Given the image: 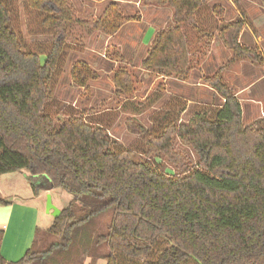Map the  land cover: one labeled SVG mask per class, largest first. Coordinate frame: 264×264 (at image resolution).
Returning <instances> with one entry per match:
<instances>
[{"label": "trees", "instance_id": "16d2710c", "mask_svg": "<svg viewBox=\"0 0 264 264\" xmlns=\"http://www.w3.org/2000/svg\"><path fill=\"white\" fill-rule=\"evenodd\" d=\"M118 1L110 0L94 22H81L67 0H26L52 31L50 48L42 54L24 48L0 0V176L43 175L50 189L72 197L51 227L37 232L22 258L6 262L0 254V264H79L86 255L96 259L93 249L104 247L99 257L106 264H264V127L243 125L242 107L220 73L204 79L223 100L211 114L195 113L186 123L171 121L148 131L128 123L131 133L145 136L144 160L133 150H117L106 128L85 122L81 113L45 111L47 85L67 47L66 25L113 36L130 21ZM151 1L172 8L174 24L156 34L141 68L186 81L190 59L183 28L195 27L203 2ZM243 27L236 20L217 31L232 53L230 62L264 65L256 50L238 43ZM95 78L84 63L71 71L80 89ZM113 83L117 93L133 91L125 70L115 72ZM178 144L194 159L177 151ZM160 157L171 164L173 177L152 166ZM108 211L105 231L92 234L90 245L78 246L79 232ZM41 234L46 249L38 243ZM2 239L0 230V246Z\"/></svg>", "mask_w": 264, "mask_h": 264}, {"label": "rangeland", "instance_id": "374dc122", "mask_svg": "<svg viewBox=\"0 0 264 264\" xmlns=\"http://www.w3.org/2000/svg\"><path fill=\"white\" fill-rule=\"evenodd\" d=\"M67 1L76 19L81 22H94L100 14L102 5L99 7L90 5L89 7L88 5L85 6L82 0ZM3 2L10 10L11 25L19 35L24 48L32 52L46 54L52 42V31L42 26L44 15L29 8L26 0H3ZM202 2L201 12L195 21V28L187 25L185 30L186 34H189L190 49L194 46L196 51L195 58L198 57L199 59L201 52L207 54L208 51L205 50L207 41L204 40L205 37H202V34L210 36L215 41L214 49L208 51V61L201 68L204 77L197 79L198 83L205 85L206 88H192L188 85H182L181 88L177 89L169 81L160 78V74L141 68L142 60L146 57L148 50L146 45L150 43L151 46L159 31L174 24L173 19L167 20L166 24L164 21L158 22V20L152 23L151 17L147 16V13L143 14L141 8L146 5V1L141 0L140 9L136 10L133 7L124 13L130 17L141 16L142 19L140 18L141 20L136 25L125 23L114 39L107 43H105L104 36L96 33L98 31H91L82 24L66 25L68 31L67 47L61 57L57 71L47 85L50 99L45 105V111L52 116L81 113L85 122L106 128L108 135L115 142L117 150L120 148L133 150L138 159L144 160L146 158L143 153L145 136L131 133L128 128L140 126L148 131L153 128H160L171 121L186 123L195 113L211 114L220 108L223 100L215 91L212 92L207 89L208 86L204 79L220 73L223 82L232 90L234 95L239 87H247L253 83L251 88H248L247 93L239 96V103L243 112V125L251 126L258 123L264 127V79L259 83L255 82L259 77L264 76V65H255L246 59H239L241 61L238 65L237 63L233 64L238 60L230 62L232 53H228V49L219 40L217 32L218 29L236 21L238 17L235 8L238 11L242 7V11L245 9V12H248L249 10L251 19H247L246 23L254 34H257L258 30L264 31V18L254 12L255 5L251 4V1L245 5L243 1L231 0L234 6L231 5L230 0H202ZM216 6L220 7V14L212 13ZM94 7L97 8V13H94ZM168 16L169 13L167 12L164 19ZM153 18H157V15L153 14ZM131 30L140 35V39H144L145 47L130 46L128 33ZM245 33L247 36L249 35L247 30ZM130 39L133 40L134 38ZM262 48L264 50V46ZM78 62L86 64L90 71L96 75L95 79H90L87 82L84 89L75 86L71 79V71ZM221 67L224 68L221 69ZM118 70H125L130 75L133 88L130 95L116 92L113 76ZM183 98L192 102L187 103ZM129 122L133 126L129 127ZM176 150L194 159L187 146L178 144ZM151 163L158 172L173 177V168L164 158H156L151 160ZM52 194L64 205H68L72 201V197L60 189H53ZM110 218L111 212L108 211L98 218L97 224L81 230L77 245L80 247L90 245L92 234H94L92 238L95 234H102ZM38 243L42 249L48 248L42 234L39 235ZM93 250L96 259L88 258L86 255L80 258L79 262L81 264H106L104 259L99 257V254L102 255L107 251L106 247Z\"/></svg>", "mask_w": 264, "mask_h": 264}, {"label": "crops", "instance_id": "0c3cea01", "mask_svg": "<svg viewBox=\"0 0 264 264\" xmlns=\"http://www.w3.org/2000/svg\"><path fill=\"white\" fill-rule=\"evenodd\" d=\"M82 1L84 2L83 4L85 6L88 5L89 7L90 5L96 6V7H99V5H102L100 8V14L98 15L99 17L103 13L104 8L106 7V5L108 4L110 0H82ZM145 1H146V5L142 7L141 9L143 10V14L147 13V16L151 17L152 23L155 20H158V22L164 21L166 24L167 20L168 21L172 20L173 12H174L172 8L166 5H158L152 2L151 0H145ZM237 1L238 2L243 1L244 2L243 4L245 5L248 4V1L249 2L251 1L250 3L255 5L254 12H256V14L257 13L260 14L264 18V8L262 7L259 0H242V1L237 0ZM118 2L120 4V11H121L122 16L130 20L126 24L136 25L138 21L142 19L141 16L130 17L129 15L126 16L125 15L126 13H124V12H127V9L131 10L133 7L136 10L140 9L141 0H120ZM230 3L231 5H233L231 0H230ZM96 7L93 8L94 13H97ZM214 8H219V10L217 9L218 10L217 14L221 13V9L219 6H216ZM214 8L212 10V13H215ZM242 9L243 7L239 9L238 11V9L235 8L236 16L238 17L237 19L236 18L235 19L241 20L244 22V27L238 36V43L244 48L256 50L260 54V56L264 59V50L262 48V46H264V31L258 30V33L254 34V32L250 30V28L248 27L246 23L247 19H251L249 17L250 15L249 10L248 12H245V9L243 11ZM167 12L169 13V16L168 18L164 19V15L167 14ZM200 12H201V9H199L196 12L195 21H196L197 16L200 14ZM153 14H156L157 18H153ZM183 29L186 34V30H185L186 26H184ZM246 30L248 31V34H249L248 36L245 33ZM96 33H100L99 35L103 37L100 31ZM116 34L110 37H105V43L114 39ZM188 35L189 34H186L187 41L189 38ZM128 36H129L130 46L138 47L140 45L139 47H145L144 39L143 38L140 39V35H137L135 31L133 30L129 31ZM202 37H205L204 40L207 41L205 43L206 44L205 50H208L209 52L213 50L214 42H215L214 39L213 38L211 39L210 36L208 35L206 36L205 34L204 35L202 34ZM130 38H134V39L132 40ZM195 41L197 43V40ZM149 44L150 43L146 45L148 50L150 46ZM190 48H191L190 43L188 41V51H189V59H190V63H189L190 74H189V78L186 81H181L176 78L159 75L160 78L164 79L165 81H169L170 84H173L174 88L176 87L177 89H179L182 87V85H188L189 87H192V88L193 87H205L206 88L205 85L199 84L197 79L199 80L204 77V74L201 68H203L204 63L208 61V51H207V54L206 53L202 54L201 52V54L199 55V59H198V57L195 58L196 51L194 49V46L192 49ZM228 53H231V52L229 51ZM231 57L229 61L231 60ZM239 61L241 60H238L234 62L233 64L237 63L238 65L240 63ZM223 68L221 67V69ZM263 79H264V76L259 77L255 82L259 83L263 81ZM252 84L253 83H251L247 87L246 86L239 87L238 90L235 91V95H234L235 98L239 101V96L241 94L247 93V91L249 90L248 88H251ZM207 89H210V91L214 92L209 87H207ZM178 99H181V98H178ZM183 100L186 101L187 103L192 102L186 98H183ZM242 115H243V112H242ZM52 192H53V189H50L49 179L43 175L31 176L27 172L21 171V172H16V173H11V174L0 176V199L7 202L6 205H0V230L3 231V239L1 242V246H0V254L6 262H15L19 260L20 258H22L25 252L29 248H31L33 242L36 241L37 232L38 233L45 232L51 227L54 219L52 218L50 213L48 214L45 211V203H46L47 195H50L51 203L58 210L61 211L64 207L67 206V205H64L56 196H53Z\"/></svg>", "mask_w": 264, "mask_h": 264}, {"label": "water", "instance_id": "95a60500", "mask_svg": "<svg viewBox=\"0 0 264 264\" xmlns=\"http://www.w3.org/2000/svg\"><path fill=\"white\" fill-rule=\"evenodd\" d=\"M45 211L46 213H50L53 219H56L60 216L61 211L58 210L52 203H51V197L50 195H47L46 197V203H45Z\"/></svg>", "mask_w": 264, "mask_h": 264}]
</instances>
